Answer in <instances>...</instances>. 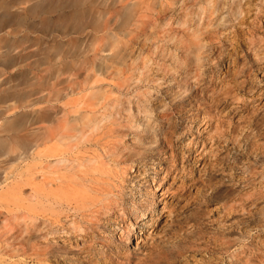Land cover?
<instances>
[{"label":"rangeland","instance_id":"374dc122","mask_svg":"<svg viewBox=\"0 0 264 264\" xmlns=\"http://www.w3.org/2000/svg\"><path fill=\"white\" fill-rule=\"evenodd\" d=\"M264 264V0H0V264Z\"/></svg>","mask_w":264,"mask_h":264},{"label":"bare ground","instance_id":"6f19581e","mask_svg":"<svg viewBox=\"0 0 264 264\" xmlns=\"http://www.w3.org/2000/svg\"><path fill=\"white\" fill-rule=\"evenodd\" d=\"M61 263H62V261H61ZM63 264V263H62Z\"/></svg>","mask_w":264,"mask_h":264}]
</instances>
